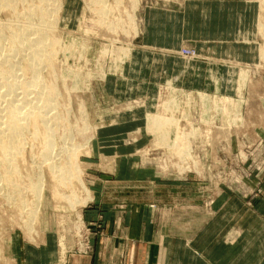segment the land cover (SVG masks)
Here are the masks:
<instances>
[{
  "label": "rangeland",
  "instance_id": "obj_1",
  "mask_svg": "<svg viewBox=\"0 0 264 264\" xmlns=\"http://www.w3.org/2000/svg\"><path fill=\"white\" fill-rule=\"evenodd\" d=\"M11 1L0 67L22 76L0 90L35 75L17 31L40 25L52 57L26 105L41 118L0 148V264L40 247L67 264L137 212L141 237L168 238L164 264L264 261V0H225L207 24L204 0Z\"/></svg>",
  "mask_w": 264,
  "mask_h": 264
},
{
  "label": "crops",
  "instance_id": "obj_2",
  "mask_svg": "<svg viewBox=\"0 0 264 264\" xmlns=\"http://www.w3.org/2000/svg\"><path fill=\"white\" fill-rule=\"evenodd\" d=\"M224 1L218 0L219 3L215 1L213 7L210 6L208 9L206 8L205 0L200 5L196 4L195 8L202 14L197 11V16L204 15L207 19L210 11H213L216 15L223 16L225 12L219 7H227L223 3ZM209 19L204 23H209ZM221 35H223V32H221ZM221 35L216 36V38L220 39ZM90 215L86 216L89 217ZM140 220L141 213L137 212V214L133 215L131 229L108 230L102 233L96 240H93L92 252L85 255H77L74 257L75 259L73 258V261H68L69 263L67 264H164L166 242H169L167 241L168 238L159 237L157 239L155 234H152L149 239H144L139 235ZM31 251L29 248L24 249L21 264H56L57 262L55 259L57 250L55 253L48 247H40L35 249V252ZM15 264L18 263L15 262ZM260 264H264V261H261Z\"/></svg>",
  "mask_w": 264,
  "mask_h": 264
},
{
  "label": "bare ground",
  "instance_id": "obj_3",
  "mask_svg": "<svg viewBox=\"0 0 264 264\" xmlns=\"http://www.w3.org/2000/svg\"><path fill=\"white\" fill-rule=\"evenodd\" d=\"M10 1V0H9ZM45 2L46 0H40V2ZM13 2V0L11 1ZM48 1H46L47 3ZM136 3V2H135ZM12 4V3H11ZM49 4V2H48ZM43 4L41 3L40 6H42ZM47 5V4H46ZM108 5V4H107ZM135 5V4H134ZM44 6L41 7V9H43ZM136 7V5H135ZM44 10V9H43ZM48 11V10H47ZM42 12V11H41ZM49 14H50V11H49ZM30 16V15H29ZM51 16V14H50ZM53 17V16H52ZM104 17V16H103ZM41 22V20H39ZM44 25V24H43ZM26 26V25H25ZM40 26V25H39ZM39 26L37 28H31V27H27L26 29H23V30H20V31H17L18 33L15 35L16 36V40L15 41V44L18 43V44H24V45H20L18 50L20 52H22V54L24 55V57H26V59H28V66H30V69L31 67H33V72H35V75L34 77L29 80L28 83H25V87L23 88L22 92L19 93L18 91H16L17 89L14 90V85H16L14 82L10 83L9 86V91H6L5 92H2L0 90V148L1 149H4V152L8 153V155H15L13 152H11L10 149H12V147H15L16 144L15 143V139H16V135L23 129V123H22V118H28V117H33V120H38L40 117L39 115V111H41L39 109L38 106H34L35 109H38L37 112L35 111H32L31 109H27L26 105L27 104H32L33 102L30 101V99L28 98L29 96V93L31 92V88L33 87H37L40 83V80H39V76H38V67L41 65L42 62L44 63H47L45 62V59L46 57H50V54L47 50H46V43H47V39H46V35L47 33H45L44 29L43 31L41 29H38ZM36 27V26H35ZM44 27V26H43ZM48 28H51V27H48ZM8 29V28H7ZM17 29V28H16ZM49 31V30H48ZM52 31V30H51ZM16 33V32H15ZM14 33V34H15ZM51 33V32H50ZM34 36V37H33ZM39 36V37H38ZM24 40L26 42H24ZM54 42V41H52ZM58 43V42H57ZM48 44V43H47ZM56 44V43H55ZM11 48V47H10ZM51 57H52V54H51ZM51 57L49 58L51 60ZM1 58V57H0ZM6 60H10L8 58H6ZM49 60V61H50ZM48 61V60H47ZM26 63V62H25ZM51 63V62H50ZM43 64V63H42ZM10 68H1L0 67V75H3L5 76V74H11L14 79H19V77L22 76V73L20 72H17L15 70H11V68L14 67V65L12 64L11 66H8ZM13 72V73H12ZM17 82V81H16ZM58 82V81H57ZM10 90L12 91V93L14 94L15 96V99L13 98H9L7 96H9L8 94H10ZM30 91V92H29ZM61 93V92H60ZM16 102V103H15ZM35 104V103H33ZM41 104V103H40ZM28 110V113L23 115L24 114V111H27ZM86 110V109H85ZM41 113V112H40ZM12 115V118L10 119V121H8L5 125H2V121H3V118H5L6 116L8 115ZM83 115V114H82ZM31 122V121H30ZM87 127V126H86ZM38 129V128H37ZM62 133V132H61ZM50 136H48L47 138V143H45V147L46 149L44 150V154H46L48 151H50L51 147L54 146V142H53V139L50 138ZM15 145V146H14ZM44 148V147H43ZM67 148V147H65ZM17 149V148H16ZM36 149V148H34ZM33 149V150H34ZM71 149V148H70ZM18 150V149H17ZM187 151V150H186ZM180 152V151H179ZM58 155V154H57ZM8 157V156H7ZM49 159H53L52 155H50ZM9 168V167H8ZM43 172V171H42ZM11 174V173H10ZM77 175V174H75ZM72 176V175H71ZM55 177V176H54ZM62 177V176H61ZM79 178V177H78ZM45 179V178H44ZM56 179V178H55ZM74 179V178H73ZM57 181L56 182H62V184L64 185V183L66 182V180H64V177L63 179H56ZM25 182V181H24ZM83 182V181H82ZM43 183V182H41ZM53 186V185H52ZM42 187L43 184L39 187H33V190H38L40 189V192L42 191ZM53 188V187H52ZM83 189L85 191H87V193L89 194V191L87 189V187H83ZM58 191V190H57ZM56 191V192H57ZM22 192V191H21ZM38 193V198L39 201L42 200L43 198V195L42 193ZM62 192V191H61ZM60 192V193H61ZM53 193H54V196H55V191L53 190ZM61 195V194H60ZM63 196V195H62ZM74 196V195H73ZM64 197V196H63ZM78 198V197H77ZM71 200V199H70ZM69 202H72L73 201H69ZM85 202V201H83ZM39 203V202H38ZM86 203V202H85ZM84 205V204H83ZM40 206V204H39ZM38 207V205H37ZM36 207V209H37ZM31 208V207H30ZM33 208V207H32ZM31 214V213H30ZM35 214V213H33ZM37 214V212H36ZM35 216V215H34ZM31 217V216H29ZM36 218V217H35ZM35 220V219H33ZM31 223V222H30ZM29 223V224H30ZM33 223V221H32ZM32 225V224H30Z\"/></svg>",
  "mask_w": 264,
  "mask_h": 264
},
{
  "label": "built area",
  "instance_id": "obj_4",
  "mask_svg": "<svg viewBox=\"0 0 264 264\" xmlns=\"http://www.w3.org/2000/svg\"><path fill=\"white\" fill-rule=\"evenodd\" d=\"M186 54V55H185ZM182 55L184 56H187V55H190V57L192 56V53L190 51H184V54L182 53Z\"/></svg>",
  "mask_w": 264,
  "mask_h": 264
}]
</instances>
